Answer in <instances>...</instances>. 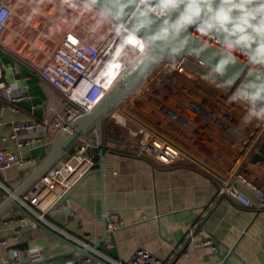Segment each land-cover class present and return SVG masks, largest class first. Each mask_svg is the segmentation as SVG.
<instances>
[{"label":"crops","instance_id":"obj_1","mask_svg":"<svg viewBox=\"0 0 264 264\" xmlns=\"http://www.w3.org/2000/svg\"><path fill=\"white\" fill-rule=\"evenodd\" d=\"M15 44L11 33L0 44V84L8 85L13 96L22 94L25 98L8 102L7 92L0 85V136L8 140V126L32 122L34 126L30 130H19L17 136L30 140L22 151L33 157V162L1 174L0 180L9 192L0 190V203L13 194L48 153L52 140L60 133L52 123L61 114L64 103L62 95L35 72L31 64L34 60L25 59V53ZM162 71L154 70L124 102L132 106L141 96L137 94L146 93V89L143 93L141 90L151 85L148 91L155 100L153 103L157 102L163 111L152 114L161 123L146 126L170 139L194 160L211 163L217 152L227 155L225 148L216 146L220 138L207 131L208 126L202 128L206 118L197 120L200 127L197 129L184 125L187 116L193 117L187 107L188 100L200 98L212 106L218 102L200 90L169 88L163 82ZM167 102L174 105V112L164 111ZM119 105L103 121L102 143L91 154L93 169L57 208L44 216V221L18 214L13 205L0 216V239L5 241L0 245V264H12L14 260L18 264H66L74 250L73 238L121 264H129L137 249L161 260L172 257V264H264V209L255 212L226 199H216L213 183L192 166L162 165L136 155L129 144L127 129L119 122L130 126L142 120H134L133 116L131 119ZM258 145L246 155L241 173L264 190V159L250 161ZM75 149L72 144L62 158L70 156ZM100 149L104 155L102 177L98 170ZM242 190L254 198L247 189ZM26 191L27 188L18 197H24ZM108 212L116 213L123 227L106 234L96 249L95 244L104 233L103 216ZM190 232L194 236L192 241L187 239ZM204 240L212 244L203 245ZM34 247L41 251L30 254ZM99 259L111 264L101 255Z\"/></svg>","mask_w":264,"mask_h":264},{"label":"built area","instance_id":"obj_2","mask_svg":"<svg viewBox=\"0 0 264 264\" xmlns=\"http://www.w3.org/2000/svg\"><path fill=\"white\" fill-rule=\"evenodd\" d=\"M46 1L50 2V5L56 2V0H41L40 2L45 3ZM62 1L65 2V0H60L59 5H54L58 10L62 8L60 5ZM73 1L83 4V0ZM20 2L23 3L24 0ZM37 6H40L39 0ZM91 12L96 13V11ZM13 14L11 0H0V44L7 35ZM78 18L76 16V20ZM95 23V28L88 27L86 33L76 30L74 26L69 29L64 28L60 37L49 38L48 51H39L41 59L35 53V60L31 63L38 76L63 97L62 112L52 123L60 132L70 131L69 125L76 116L90 112L144 50L140 40L136 37L125 38L123 35H118L108 22L105 24L106 28L98 29V16ZM188 68L190 67L181 60L170 61L168 59L158 67V72L163 70L162 74L164 73L165 78L163 82L168 84L169 88L173 86L181 91L200 90L204 96L212 95L211 97L218 102L212 106V103L207 105L200 98L188 100L187 107L193 117L187 118L188 122L184 125L187 128L197 129L200 127L190 120L197 122L199 118H206L202 128L208 126L206 130H211L215 137L220 138L216 146L225 148L228 154L223 155L217 152L211 163L203 160L197 161L155 129L143 123H131L129 126L124 122H119V125L127 129L131 148L139 157L149 159L154 163L162 165L180 163L199 170L213 183L216 199H226L241 208L255 212L264 209V190L250 183L241 173V166L246 155L264 138V122L253 120L249 124H243L242 118L247 112V105L231 102L229 99L231 91L200 81L188 74ZM0 85L7 92L8 102L25 98L22 94L13 96L8 85L4 83ZM150 88H152L151 85L146 86L147 91ZM164 111L172 113L174 109L167 102ZM1 126L2 122H0ZM33 126L32 122L11 124L8 126L10 129L8 140L0 136V177L6 170L33 162V157L22 151L24 144L29 143L30 140L17 136V131L30 130ZM73 144L76 149L70 156L62 158L48 172L33 182L27 188L24 197L15 198V203L20 208L18 214L31 215L44 221V216L57 208L81 179L93 169L95 163L91 154L98 146L96 130L93 129L86 135L78 137ZM243 188L247 189L254 198L248 197L242 190ZM0 190L9 192L1 180ZM103 217L107 234H112L123 227V222L116 213H104ZM193 237L192 232L188 233V240L192 241ZM3 244L5 241L0 239V245ZM211 244L210 240L203 241V245ZM73 246L72 256L66 264H99L97 260L79 252V249H84L95 257L101 255L111 264H121L104 257L99 251L81 240L73 238ZM171 261L172 257L168 260H161L146 250L137 249L129 264H172ZM12 264H18L17 260H14Z\"/></svg>","mask_w":264,"mask_h":264},{"label":"clouds","instance_id":"obj_3","mask_svg":"<svg viewBox=\"0 0 264 264\" xmlns=\"http://www.w3.org/2000/svg\"><path fill=\"white\" fill-rule=\"evenodd\" d=\"M65 2L75 7L72 0ZM83 5L86 11H96L98 23H110L118 35L136 37L145 49L159 45L170 61L187 51L190 28L202 40H216L218 58L204 65L202 78L211 86L234 88L230 101L247 105L243 124L264 122V0H104L102 4L83 0ZM204 50H194L193 55L201 57ZM237 54L244 58L246 78L241 80V74L235 73L222 79L237 63ZM40 251L34 247L30 254Z\"/></svg>","mask_w":264,"mask_h":264},{"label":"water","instance_id":"obj_4","mask_svg":"<svg viewBox=\"0 0 264 264\" xmlns=\"http://www.w3.org/2000/svg\"><path fill=\"white\" fill-rule=\"evenodd\" d=\"M104 0H100L102 4ZM175 14H173V18ZM155 27V26H154ZM144 35L143 32L140 33ZM188 35V49L181 57L176 60L183 61L188 67L204 74L206 72V63H215L218 57L215 56L217 41L216 40H202L200 35L195 32V28H190ZM205 49L201 54L193 55L194 50ZM167 53L161 51L159 45L152 49H145L139 55V57L131 64L126 72L119 78V80L104 94L97 105L88 113L80 114L76 116L69 125L70 131L60 132L52 140L48 153L42 158L31 170L28 176L23 182L13 191L12 195L7 196L0 203V216L10 205L15 206L20 212V208L15 203V198L18 197L26 188H28L33 182L38 180L46 172H48L56 163H58L64 152L75 142V140L83 135H86L91 130L95 129L97 132L98 145L102 143V125L108 114L113 111L121 102H123L133 90L143 82L147 76H149L154 70H156L165 60ZM237 63L230 65L226 75L222 79H228L235 73L241 74V80L246 78V68L244 65V58L237 54ZM241 80H237V85L241 83ZM235 87V86H234ZM226 89V88H225ZM233 91V89H227ZM103 151L99 150V173L103 176ZM264 159V138L261 140L256 151L251 156V162L262 161ZM7 219V218H5ZM103 237L95 244V248L99 247V244L105 239V220ZM82 254L90 256L93 260H97L99 264H105L102 260L90 254L84 249H79ZM73 253V251L71 252Z\"/></svg>","mask_w":264,"mask_h":264},{"label":"rangeland","instance_id":"obj_5","mask_svg":"<svg viewBox=\"0 0 264 264\" xmlns=\"http://www.w3.org/2000/svg\"><path fill=\"white\" fill-rule=\"evenodd\" d=\"M40 1L41 0H39L40 6H37L38 0H24L23 3L20 2V0H11L14 14L10 19L7 34L11 33V39L16 43L15 45H17L19 49H22V53H25L27 56L23 55L25 59L31 58L35 60V53H37V57L41 59L39 51H48L50 45L49 38L56 39L57 37H60L64 28L69 29L71 26H74L76 30H81L84 33L87 32L88 27L95 28L97 15L94 12L86 11L83 4H77L76 1L72 0V2L75 3V7H71L69 6V3L62 1L60 5L64 10L62 8L58 10L54 5H59L60 0L52 2V5H50V2L48 1L45 3ZM55 13L56 15H54ZM76 16L79 17L78 20H76ZM105 24L107 23L99 22L98 29L102 27L106 28ZM19 44L21 46H19ZM188 71V74L207 83L202 78L203 75L199 72L192 68H188ZM145 89L146 87L141 90V93H143L142 91ZM137 96L140 97L137 98L135 104L133 103L131 106V104L127 105L126 102L123 101V103H120L119 109L121 111L123 109L126 110L128 112V117L131 119L135 117L134 120L138 119L137 121L142 120L140 122L145 125L161 123L156 118H153V116L157 113L161 114L163 108L158 107L156 104L157 102L153 103L155 100L152 98L151 91H146V93L143 94L138 93ZM168 105L170 107L174 106L171 103H168ZM152 114L154 115L152 116ZM164 116L166 119L170 117L169 115ZM187 118L189 117L187 116ZM147 120L153 122H149L151 124H148ZM190 121L195 123V125H198L196 121ZM136 123L141 124L139 122H135V124Z\"/></svg>","mask_w":264,"mask_h":264},{"label":"bare ground","instance_id":"obj_6","mask_svg":"<svg viewBox=\"0 0 264 264\" xmlns=\"http://www.w3.org/2000/svg\"><path fill=\"white\" fill-rule=\"evenodd\" d=\"M203 75V74H202ZM157 84L159 85V81L157 82ZM154 88V87H153ZM168 89V88H167Z\"/></svg>","mask_w":264,"mask_h":264}]
</instances>
